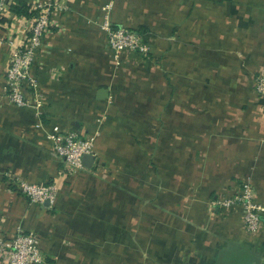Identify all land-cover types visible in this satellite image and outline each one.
I'll list each match as a JSON object with an SVG mask.
<instances>
[{
  "label": "crops",
  "instance_id": "obj_1",
  "mask_svg": "<svg viewBox=\"0 0 264 264\" xmlns=\"http://www.w3.org/2000/svg\"><path fill=\"white\" fill-rule=\"evenodd\" d=\"M45 1L27 0L38 14ZM52 1L32 107L10 101L5 78L31 19L0 17V235L35 234L41 264H264V212L252 234L238 208L214 205L247 183L264 208V0ZM110 2L148 55L116 64ZM56 127L95 139L91 169L67 172ZM18 181L58 195L33 203Z\"/></svg>",
  "mask_w": 264,
  "mask_h": 264
},
{
  "label": "built area",
  "instance_id": "obj_2",
  "mask_svg": "<svg viewBox=\"0 0 264 264\" xmlns=\"http://www.w3.org/2000/svg\"><path fill=\"white\" fill-rule=\"evenodd\" d=\"M13 0H0V17L10 11ZM54 8H60L59 1H45L37 9L39 15L31 19V27L24 42L15 46L6 71V91L10 101L18 107H32L25 91L33 90L36 94L37 81L32 75L36 54L43 45V40L50 27V15ZM113 2L102 7L104 19L101 24L106 32L108 47L113 53L116 64H120L121 54L130 51L148 55L150 47L140 34L130 28L115 26L111 21ZM12 44V43H11ZM255 88L259 96L264 97V72L258 74ZM40 97V94H38ZM49 139L54 154L65 163L69 174L84 169L86 155L96 156L94 138H81L76 133H68L56 127ZM17 185L33 203L44 205L53 203L58 195L56 184L34 185L18 181ZM233 186L227 196H220L214 202L221 212L238 208L242 213L248 232L256 233L262 225L264 208L256 202V193L250 184ZM39 238L33 233L19 232L14 237L0 235V264H41L44 261Z\"/></svg>",
  "mask_w": 264,
  "mask_h": 264
},
{
  "label": "trees",
  "instance_id": "obj_3",
  "mask_svg": "<svg viewBox=\"0 0 264 264\" xmlns=\"http://www.w3.org/2000/svg\"><path fill=\"white\" fill-rule=\"evenodd\" d=\"M10 10L17 16L33 19L39 14L37 11H32L28 5L27 0H13L10 6Z\"/></svg>",
  "mask_w": 264,
  "mask_h": 264
},
{
  "label": "water",
  "instance_id": "obj_4",
  "mask_svg": "<svg viewBox=\"0 0 264 264\" xmlns=\"http://www.w3.org/2000/svg\"><path fill=\"white\" fill-rule=\"evenodd\" d=\"M94 161L95 157L93 155H86L83 159V165L85 168L91 169L94 164Z\"/></svg>",
  "mask_w": 264,
  "mask_h": 264
}]
</instances>
